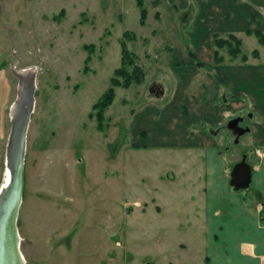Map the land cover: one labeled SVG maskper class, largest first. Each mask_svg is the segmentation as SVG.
Wrapping results in <instances>:
<instances>
[{"label":"rangeland","instance_id":"obj_1","mask_svg":"<svg viewBox=\"0 0 264 264\" xmlns=\"http://www.w3.org/2000/svg\"><path fill=\"white\" fill-rule=\"evenodd\" d=\"M144 2V24L135 0H13L12 24L0 15V67L12 71L11 98L0 109V184L11 128L8 110L18 83L13 70L36 67L37 76L17 219L26 264H195V249L178 253L159 238L176 236L172 212L166 209L156 218L155 210L161 183L168 191L157 201L177 202L170 170L186 151L172 143L199 132L214 137L221 130L219 146L235 155L233 162L244 156L251 163L255 156L254 148L238 144L255 120L248 105L221 125L184 122L189 110L182 95L206 90L204 75L211 69L198 67L194 59L191 68L184 67L170 28L176 22L184 41L194 15H168ZM124 31L135 35L126 43L144 79L114 87L99 130L89 116L95 113L91 106L120 64ZM247 32L235 34L242 51L251 61L250 52L257 49L264 61V45ZM187 51L182 54L188 56ZM220 53L229 59L225 49ZM235 118L247 130L237 144L236 128L228 127ZM181 198L187 199L185 193Z\"/></svg>","mask_w":264,"mask_h":264},{"label":"crops","instance_id":"obj_2","mask_svg":"<svg viewBox=\"0 0 264 264\" xmlns=\"http://www.w3.org/2000/svg\"><path fill=\"white\" fill-rule=\"evenodd\" d=\"M12 1L0 0V15H5L9 24H12ZM146 2L153 8L163 7L168 15L178 11L194 15L192 30L184 35L186 45L176 22H171L170 28L171 42L175 51H179L184 67L191 68L192 58L182 54L190 50L211 69L204 75L206 90L198 89L187 98L182 95L189 110L184 122L196 124L204 121L211 126L221 125L246 105L255 116L249 134L240 137L238 142L255 151L251 163H248L251 180L244 189L235 190L229 183L232 166L236 163L233 162L235 155L227 152V147L221 149L219 146L221 130L214 131V137L199 132L193 139H177L172 143L186 154L174 160L175 170L169 168L171 184L178 187V195H174L176 205L157 201L168 191L162 183L155 192L156 218L169 209L176 229L174 237L160 235V243H173L178 253L186 248L195 249V264H264V61L252 57L253 60L246 63L227 60L215 64L213 56L215 31L239 36L246 31H264V10L249 0ZM227 15L228 19H225ZM11 72L9 66L0 67V109L11 98ZM197 72L196 69L191 71L192 74ZM218 78L224 85L218 82ZM250 184L253 185L251 189ZM184 193L187 199L181 198ZM259 205L261 210L258 211ZM168 264L173 263L168 261Z\"/></svg>","mask_w":264,"mask_h":264},{"label":"trees","instance_id":"obj_3","mask_svg":"<svg viewBox=\"0 0 264 264\" xmlns=\"http://www.w3.org/2000/svg\"><path fill=\"white\" fill-rule=\"evenodd\" d=\"M139 9V23L144 24L147 17V7L144 0H135ZM61 13L63 10L60 11ZM252 33L258 42L264 45V31H248L247 34ZM135 35L131 31H124L120 38V64L113 70V75L110 77L109 87L100 95V97L92 104L91 108L95 112H91L90 117H95L97 129H104L105 110L111 105L115 96L114 87L127 88L132 83H140L144 79V70L135 61L136 55L130 51L127 47L126 39H134ZM86 46V45H85ZM213 56L214 63H224V57L221 55L220 50L225 49L229 55L228 61H238L246 63L249 59L247 53L242 51V40L231 32L222 33L221 31H215L213 33ZM188 56L195 60L198 67H208L204 62L197 59L194 53L190 50L187 51ZM250 56L253 58L259 57V51L253 49L250 52ZM218 82L224 85V82L218 78ZM238 96V95H235Z\"/></svg>","mask_w":264,"mask_h":264},{"label":"water","instance_id":"obj_4","mask_svg":"<svg viewBox=\"0 0 264 264\" xmlns=\"http://www.w3.org/2000/svg\"><path fill=\"white\" fill-rule=\"evenodd\" d=\"M254 6L260 7L264 10V0H249ZM18 97H16L17 99ZM27 120H24V124L20 127L19 134L22 133V140L24 139L23 133L25 134L28 129L29 115L32 112V105L27 106ZM19 116V115H18ZM238 124V118H235L228 122V127L230 129L235 128ZM16 127L12 126L9 134V164H11V169L13 171V194L10 196L8 191L4 198L7 196L8 205H3L0 211V229L2 230L1 241L3 242V247L0 246V264H24L22 262V255L19 248V234L17 227L18 213L23 197V159H24V146L15 147L14 144V132ZM247 130L244 128L237 129L235 142L238 141V137L244 134ZM16 148V149H15ZM251 180V166L245 162L243 158L236 162L230 172V185L235 189H244L249 186ZM1 200V195H0ZM2 203V201H1ZM0 203V207H1ZM8 206V208H7ZM8 209V211H7ZM2 213V214H1Z\"/></svg>","mask_w":264,"mask_h":264},{"label":"bare ground","instance_id":"obj_5","mask_svg":"<svg viewBox=\"0 0 264 264\" xmlns=\"http://www.w3.org/2000/svg\"><path fill=\"white\" fill-rule=\"evenodd\" d=\"M13 72L18 80V83H17L15 98L10 104V107L8 110V116L11 122V127L12 126L16 127V131L14 132V136H13L15 147L19 148V147L24 146V154L26 155L27 133H28L29 125H30L31 115L34 112V108H35V92L37 90L36 67L24 68V69H14ZM16 97L18 98L16 99ZM30 104L32 105V112L30 113L28 117L29 118L28 129L26 130L25 134L23 133L24 139L22 140L21 138L22 133L20 135L19 130L22 124H24V120H27V111H28L27 106ZM9 148H10V143H9V135H8L7 142H6V148H5V157H4L3 180L0 184V195H1L0 203L2 201L0 211L3 208V205L9 206L8 202H6L8 200L7 199L8 196L4 198L7 194H9L7 192L8 191L10 192V196H12L13 194L12 186H13L14 176H13V171L11 169V164H9L8 162L9 161ZM25 155H24L23 162L25 160ZM23 168H24V163H23ZM0 219H1V215H0ZM18 234H19V231H18ZM1 236H2V230L0 229V246L4 248L3 242L1 241L2 239ZM20 241H21V238L19 234V248H20L19 250L22 255V262L26 264V260L21 251Z\"/></svg>","mask_w":264,"mask_h":264},{"label":"flooded vegetation","instance_id":"obj_6","mask_svg":"<svg viewBox=\"0 0 264 264\" xmlns=\"http://www.w3.org/2000/svg\"><path fill=\"white\" fill-rule=\"evenodd\" d=\"M239 121H240V118H238V123H239ZM235 128H236V130L238 129H240L241 127H238V124H237V126H235Z\"/></svg>","mask_w":264,"mask_h":264},{"label":"built area","instance_id":"obj_7","mask_svg":"<svg viewBox=\"0 0 264 264\" xmlns=\"http://www.w3.org/2000/svg\"><path fill=\"white\" fill-rule=\"evenodd\" d=\"M260 206H261V205L257 206V208H258V211H259V210H261V207H260Z\"/></svg>","mask_w":264,"mask_h":264}]
</instances>
